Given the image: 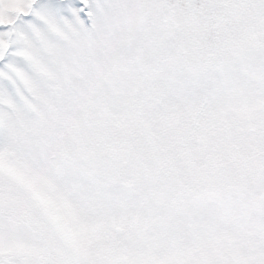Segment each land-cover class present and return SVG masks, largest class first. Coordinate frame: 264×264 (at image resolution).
Segmentation results:
<instances>
[{
	"label": "snow or ice",
	"instance_id": "snow-or-ice-1",
	"mask_svg": "<svg viewBox=\"0 0 264 264\" xmlns=\"http://www.w3.org/2000/svg\"><path fill=\"white\" fill-rule=\"evenodd\" d=\"M0 264H264V0H0Z\"/></svg>",
	"mask_w": 264,
	"mask_h": 264
}]
</instances>
